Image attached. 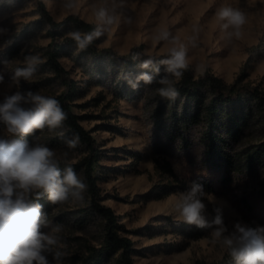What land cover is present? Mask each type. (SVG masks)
<instances>
[{
  "label": "rangeland",
  "instance_id": "374dc122",
  "mask_svg": "<svg viewBox=\"0 0 264 264\" xmlns=\"http://www.w3.org/2000/svg\"><path fill=\"white\" fill-rule=\"evenodd\" d=\"M44 1L57 20L77 13L101 28L104 25L96 20L95 12L101 7H115L117 22L94 51L71 45L60 60L78 82L71 108L98 142L100 157L94 169L99 200L117 214L118 232L132 238L135 263L215 264L230 258L222 242L213 243L215 226L201 229L177 219L174 199L187 192L192 183H199L206 193L202 197L204 215L211 222L217 214L215 209L221 210L224 236H232L237 223L264 227V103L245 96L242 106L228 105L221 111L217 122L223 136L222 148L233 160L227 168L231 178L221 183L223 166L210 161L205 114L196 124L188 125L181 119L176 126L174 114L182 112L184 98L173 103L157 91L165 86L160 80L167 78L174 87L176 77L167 72V65L159 72L139 65L146 60L142 52L160 55L183 45L196 76L200 75L197 66L201 65L203 72L217 75L227 86L264 89V0H77L72 10L64 7L65 0ZM221 6L245 14L239 40L233 37L229 41L221 30L216 16ZM194 26L198 33L193 32ZM0 29L6 30L0 32V103L16 92L26 95L31 91L49 97L60 94L64 84L47 62L49 25L41 19L37 0H0ZM72 31H76L72 25L63 30L65 35ZM162 31L177 37L178 43L158 41ZM194 35L196 47L190 43ZM134 46H142V51L132 68L108 54L126 55ZM252 46L257 48L251 52ZM30 54H39L44 63L37 65L30 80L21 78L16 83L12 79L14 70L26 67L24 58ZM4 60L8 61L6 66ZM145 72L153 77L151 84L137 80ZM204 92L206 103L212 95ZM21 106L31 107L23 102ZM17 137L0 122V138L11 141ZM73 138L64 122L54 130L45 128L30 134L29 146L39 144L52 149L59 167L74 165L89 150L81 141L75 149L69 148L67 142ZM74 170L87 184L83 167ZM212 182L214 189L208 185ZM83 195L82 203L72 197L64 204L46 199L47 224L40 231L51 234L57 225L62 226L55 233L60 244L43 253L49 264H80L91 246L105 241V218L91 207L88 188ZM208 195L214 199L208 200ZM57 251L65 253L59 260L55 258ZM104 264H121L120 250Z\"/></svg>",
  "mask_w": 264,
  "mask_h": 264
},
{
  "label": "clouds",
  "instance_id": "9594fccd",
  "mask_svg": "<svg viewBox=\"0 0 264 264\" xmlns=\"http://www.w3.org/2000/svg\"><path fill=\"white\" fill-rule=\"evenodd\" d=\"M76 3L77 0H65L64 7L72 10ZM216 16L229 41L233 37L237 40L242 37L241 30L246 23V16L242 11L231 6H221ZM95 18L104 25L103 28L98 27L84 35L79 30L68 33L80 50L86 49L94 39L103 36L117 22L115 7L111 10L99 8L95 12ZM128 22H131V18ZM4 31L6 30L0 29V32ZM193 32L198 33L199 29L194 26ZM157 40L178 43V38L171 36L168 31H162ZM190 43L192 47L197 46L195 35L190 37ZM186 56L183 45L172 47L168 58L160 63L167 65V72L178 81L183 76V70L188 67ZM24 60L26 67L14 70L12 79L16 83L21 78L30 80L37 71V65L44 63L39 54L27 55ZM2 63L6 66L8 61L4 60ZM139 66L147 69L153 66V60L147 59ZM155 71L159 72V68ZM197 71L202 75L203 67L198 65ZM137 80L151 84L153 77L145 72ZM2 81L3 76H0V82ZM159 83L165 85L157 90L159 95L175 100L179 92L172 86V81L164 78ZM132 87L135 88L136 85L132 84ZM22 102L31 107L21 106ZM66 119L67 113L57 99L31 91L26 95L16 92L6 96L3 103H0V122H3L7 132L13 136L24 137L45 128L54 130L61 127ZM79 142V135L76 134L67 144L69 148L75 149ZM87 188L85 180L73 167L68 166L61 172L56 153L49 147L39 144L29 146L22 139L9 141L0 138V264H49L43 253L50 246L60 244V238L55 233H59L62 226L57 225L51 234L40 231L41 226L47 224V218L38 201L47 195L52 204H64L70 197L82 203ZM33 195L34 199L31 198ZM205 195L203 186L194 182L187 192L175 197L173 210L177 219L201 229L215 226L212 232L213 243L222 242L235 264H264V227L253 228L237 223L236 232L230 237L224 236L226 228L221 210L215 209L217 214L211 222L204 215L205 204L202 197ZM207 199L211 201L214 198L208 195ZM63 255L65 253L57 251L55 258L59 260Z\"/></svg>",
  "mask_w": 264,
  "mask_h": 264
},
{
  "label": "trees",
  "instance_id": "16d2710c",
  "mask_svg": "<svg viewBox=\"0 0 264 264\" xmlns=\"http://www.w3.org/2000/svg\"><path fill=\"white\" fill-rule=\"evenodd\" d=\"M38 10L41 19L48 25V36L50 41L46 47L47 62L54 70L55 74L62 80L64 90L53 97L57 99L63 110L67 113V119L64 121L69 127L70 132L75 136L79 135L80 141L86 144L88 148L87 155L80 163L74 165L61 166V172L68 167L77 168L83 167L86 177L88 191L91 196V207L105 218L106 237L105 241L99 246H91L89 253L81 259L80 264H104V262L116 251L120 250L121 264H136L133 259V240L129 236L121 235L117 228L119 227L118 216L112 207L102 204L99 200V186L98 176L95 174V164L100 157V150L98 149V142L96 138L87 130L80 122L79 115L71 108V101L74 99L78 91V82L74 79L70 71L62 64L60 56L62 52L71 45L77 46L68 35H65L63 30L72 25L76 30H79L82 35L95 31L99 24L87 21L80 17L77 13H69L63 19L57 20L48 9L44 0H37ZM101 28V27H100ZM102 36L94 39L93 42L84 49L85 51H94L97 44L101 41ZM257 47L252 46L250 51H254ZM142 51V46H134L130 49L128 54L119 55L115 52H108V54L121 62L126 68H132L136 64L139 53ZM146 60L152 59L153 66L149 67L153 70L161 68L164 64L160 61L167 59L169 51L160 55L141 54ZM179 95L175 100L170 102L177 103L180 97L184 98V106L181 113L175 112L174 124L177 126L181 119H184L186 124H196L203 119V113L208 123L205 138L209 146L210 161L223 166V172L219 181L227 183L231 176H229L228 166L232 163L231 156L222 148L223 136L221 128L218 125V119L226 106H242L244 104L245 96L259 100L264 103V89L252 87L249 85L237 86L236 84L225 85L220 77L210 72H203L201 75H195L192 68L188 67L183 70V76L178 80L174 86ZM205 90L211 93V98L205 103ZM193 102L194 106H190ZM264 113V111H263ZM229 115H232L229 112ZM231 119L233 117L231 116ZM174 125V126H175ZM29 135L24 137H17L30 144ZM16 140V139H15ZM231 166V165H230ZM211 189H214V182L208 183ZM46 199L44 195L38 201L42 205L43 213L46 212ZM215 264H235L230 258H223Z\"/></svg>",
  "mask_w": 264,
  "mask_h": 264
}]
</instances>
